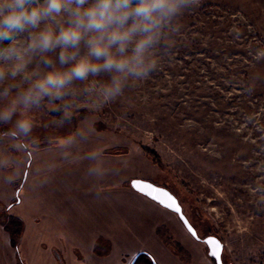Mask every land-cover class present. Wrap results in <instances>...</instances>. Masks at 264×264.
Segmentation results:
<instances>
[{"label":"rangeland","instance_id":"1","mask_svg":"<svg viewBox=\"0 0 264 264\" xmlns=\"http://www.w3.org/2000/svg\"><path fill=\"white\" fill-rule=\"evenodd\" d=\"M182 25L171 56L116 101L83 104L60 130L49 126L57 113L33 114L41 149L0 187V264H129L140 251L158 264H213L134 178L169 188L200 236L223 241L225 260L264 264V0H198ZM85 122L114 169L100 181L85 179L87 161L47 147ZM15 159L19 171L25 157Z\"/></svg>","mask_w":264,"mask_h":264},{"label":"clouds","instance_id":"2","mask_svg":"<svg viewBox=\"0 0 264 264\" xmlns=\"http://www.w3.org/2000/svg\"><path fill=\"white\" fill-rule=\"evenodd\" d=\"M198 0H0V187L14 186L28 154L41 149L33 114L55 112L49 126L72 124L83 104L95 109L148 79L169 58L182 17ZM90 123L48 138L60 157L88 162L85 179L114 169ZM91 145L88 151L81 149ZM11 153V155H9ZM23 153L21 170L15 157ZM257 192L264 203V186Z\"/></svg>","mask_w":264,"mask_h":264},{"label":"snow or ice","instance_id":"3","mask_svg":"<svg viewBox=\"0 0 264 264\" xmlns=\"http://www.w3.org/2000/svg\"><path fill=\"white\" fill-rule=\"evenodd\" d=\"M132 187L140 192L143 195L149 196L150 198L156 200L157 202L165 205L167 208L175 211L176 213H180L181 209L176 202V200L170 196L167 192H163L162 190L156 189L153 185L143 182V181H132ZM181 219L184 220L183 216L181 215ZM186 227L195 236V231L188 225L187 221L184 220ZM209 244L212 245V255L216 258L219 262L220 253H221V245L215 240H209Z\"/></svg>","mask_w":264,"mask_h":264},{"label":"water","instance_id":"4","mask_svg":"<svg viewBox=\"0 0 264 264\" xmlns=\"http://www.w3.org/2000/svg\"><path fill=\"white\" fill-rule=\"evenodd\" d=\"M132 181H143V182H147V183L153 185L156 189L162 190L163 192H167L170 196H172V197L176 200V202L178 203V205H179V207H180V209H181V212H180L179 214L176 213L175 211H173V210L167 208L165 205H163V204H161V203H159V202H158V203L161 204L162 206H164L165 208H167V209H169V210L175 212V213L179 216L180 219H181V215H182L183 218H184V220L187 221L188 225L191 226V228L195 231V237H198L197 231H196V229L194 228V226L191 224V222H190V220L188 219L187 215L184 213V210H183L182 204L180 203L178 197H177V196H176V195H175V194H174L169 188H167V187H165V186L157 185V184H155V183H153V182H151V181H149V180H145V179H141V178H134V179H132ZM132 181H131V184H132ZM133 189H134V188H133ZM134 190H135V189H134ZM136 191H137V190H136ZM139 193H140V192H139ZM145 196H146V195H145ZM147 197H149V196H147ZM149 198H150V197H149ZM150 199H152V198H150ZM152 200H154V199H152ZM154 201H156V200H154ZM156 202H157V201H156ZM184 220L181 219V221H182L183 223H184ZM184 225H185V223H184ZM185 226H186V225H185ZM187 228H188V227H187ZM209 240H215V241H217V242L221 245V253H220V259H219V262H218V261L216 260V258L211 254V253H212V245L208 243ZM204 241L206 242V244H207V246H208V248H209L210 255H211L212 257L215 258L217 264H223V261H222V253H223V249H224V243H223V241H222L219 237L214 236V235L208 236L207 238L204 239ZM134 262H135V258L132 260V262H131L130 264H134ZM154 262H155V264H158V263L156 262L155 259H154Z\"/></svg>","mask_w":264,"mask_h":264},{"label":"flooded vegetation","instance_id":"5","mask_svg":"<svg viewBox=\"0 0 264 264\" xmlns=\"http://www.w3.org/2000/svg\"><path fill=\"white\" fill-rule=\"evenodd\" d=\"M188 219H189V218H188ZM190 222H191V221H190ZM183 224H184V223H183ZM191 224L194 226V224H193L192 222H191ZM185 227H186V226H185ZM194 228H195L196 231H197L198 237L193 236L192 233H191V232L188 230V228L186 227V229H187V230L189 231V233L194 237V239H197L199 242H201V243H203V244L206 245V247H207V249H208V251H207V255H208V257H209V260H210L213 264H217L215 258L212 257V256L210 255L209 248H208L206 242L204 241V239L207 238L208 236H211V235L217 236V235H215L214 233H209V234L206 235L205 237H202V236H200V234H199V232H198V229H197L195 226H194ZM178 246H179V248H181V251L184 252V250H185V245H184L181 241L178 242ZM140 252H141V251H140ZM183 252H182V253H183ZM138 253H139V252H138ZM138 253H137V254H138ZM137 254H135V255L133 256V258L131 259L130 263L132 262V260L134 259V257H135ZM191 258L194 259L193 256H191ZM222 261H223V264H233L232 261H230V260H228V259L225 260V257H224V249H223V253H222ZM130 263H129V264H130Z\"/></svg>","mask_w":264,"mask_h":264},{"label":"trees","instance_id":"6","mask_svg":"<svg viewBox=\"0 0 264 264\" xmlns=\"http://www.w3.org/2000/svg\"><path fill=\"white\" fill-rule=\"evenodd\" d=\"M19 225H21L22 228L23 225L21 223ZM14 233L16 234L15 231ZM134 258H135L134 264H155L154 257L147 251L139 252Z\"/></svg>","mask_w":264,"mask_h":264},{"label":"crops","instance_id":"7","mask_svg":"<svg viewBox=\"0 0 264 264\" xmlns=\"http://www.w3.org/2000/svg\"><path fill=\"white\" fill-rule=\"evenodd\" d=\"M138 192V191H137Z\"/></svg>","mask_w":264,"mask_h":264}]
</instances>
